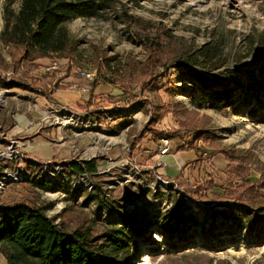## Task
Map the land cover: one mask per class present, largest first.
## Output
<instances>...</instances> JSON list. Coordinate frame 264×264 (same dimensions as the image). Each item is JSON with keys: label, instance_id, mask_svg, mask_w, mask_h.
I'll list each match as a JSON object with an SVG mask.
<instances>
[{"label": "rangeland", "instance_id": "374dc122", "mask_svg": "<svg viewBox=\"0 0 264 264\" xmlns=\"http://www.w3.org/2000/svg\"><path fill=\"white\" fill-rule=\"evenodd\" d=\"M110 2L96 16L63 24L67 50L29 60L2 36L5 6L17 12L21 0H0V220L33 198L70 232L99 235L132 218L128 235L136 248L126 264H264V211L245 221L256 208L223 195L251 182L264 210V67L242 72L264 60V0ZM206 48L215 49L214 58L197 55ZM51 60L59 68L46 71ZM191 68L226 78L230 105L215 110L208 97L201 99V88L184 79ZM82 70L95 71L94 80L82 78ZM67 76L77 79L73 87H88L82 103L53 99L73 85L62 81ZM250 84L260 87L256 95ZM45 99L53 103L48 108ZM35 105L45 109L40 121L32 118ZM187 121L197 129L174 136ZM15 126L26 130L13 135ZM204 133L213 139L209 147ZM162 139L169 142L164 154ZM191 144L200 153L188 150ZM214 145L237 159L240 170L229 181L222 154L209 155ZM93 158L95 172L70 169ZM42 176L54 188L32 185ZM209 178L215 186L199 190ZM97 198L123 208L99 207ZM184 201L201 224L172 217L165 224L172 206ZM216 205L234 210L239 223L212 225L209 210Z\"/></svg>", "mask_w": 264, "mask_h": 264}, {"label": "trees", "instance_id": "16d2710c", "mask_svg": "<svg viewBox=\"0 0 264 264\" xmlns=\"http://www.w3.org/2000/svg\"><path fill=\"white\" fill-rule=\"evenodd\" d=\"M110 5V0H21V6L17 12L5 6L2 36L10 45L19 48L23 57L29 60L47 57L50 53L63 52L71 46L68 34L63 27L65 22L74 17L96 16ZM197 55L208 60L214 58L216 53L214 48H206L197 52ZM197 55L190 57L194 65L197 63L195 62ZM258 62L262 65L258 66ZM244 67L242 72L248 75L252 74L256 67L258 72H262L264 60L257 59L252 66L245 64ZM183 75L185 80L193 81L201 88L202 95L199 96L201 99L208 97L213 109L220 110L230 105V88L226 78L212 76L193 68ZM250 86L249 91L256 95L260 87L255 84H250ZM194 129L197 128L192 125L191 121L180 123L178 129L174 131V136L180 133L179 130ZM210 141H213L212 137L204 133L203 145L209 147ZM188 147V150L194 149L195 152L200 153L197 144H191ZM214 147L215 152L209 155L222 154L226 161L225 181H229L228 177L240 170L234 164L237 159L225 150L218 149L215 145ZM70 169L76 173L95 172L97 170L96 160L93 158L86 162H74ZM205 183L206 186L198 185L197 188L200 190L202 187L208 190L215 186L212 178ZM32 185L42 190L54 188L52 181L45 176L32 182ZM193 193L195 194L194 191ZM223 195L237 203L238 206L256 208L255 213L251 211L246 213L245 221L256 219L263 214L264 210L258 206L260 201L258 193L251 182L234 189L227 188ZM96 203L99 207L104 206L107 209L115 207L120 210L123 208L119 201H115L111 206H105L102 199L97 198ZM19 206L20 204L11 206L12 208L6 212V218L0 220V255L4 257L6 264H126L136 248V242L128 235L131 225L129 221L132 218L124 217L119 226L110 227L99 235H93L86 234L81 229L71 232L65 230L45 214L43 207H37L33 198L27 204H22L23 208ZM209 216L212 225L215 220L220 223L226 220L231 224L240 221L239 215L234 210L226 208L225 205L212 207L209 210ZM171 217L177 224L190 223L196 226L201 224L195 210L186 201L172 206L170 213L164 219L165 224ZM164 229L170 232L173 226L169 224L164 226Z\"/></svg>", "mask_w": 264, "mask_h": 264}, {"label": "crops", "instance_id": "0c3cea01", "mask_svg": "<svg viewBox=\"0 0 264 264\" xmlns=\"http://www.w3.org/2000/svg\"><path fill=\"white\" fill-rule=\"evenodd\" d=\"M78 80H82V79L81 78H78ZM62 81L63 82L69 81L67 83H71L73 85L72 86H69L68 89L67 88H64L60 92L58 91L59 94H55V96H54L53 99L56 101V104L58 103L60 105L67 106V105H70V103H73L75 105V103H82V101H85V98L88 97V96L85 95V93L84 94L77 93L73 89V88L78 87V86L73 87L75 81H77V79L75 80L74 77L67 76ZM42 98L44 99L43 96H42ZM43 103H44L43 106L46 105L45 108H48L51 104H53V103H49L46 99L44 100ZM32 115H33L32 116L33 121H38L43 115H45V109L44 108H41L38 105H35L34 113L32 112ZM25 130H26V126H15L14 129H12V133H13V135H17V134H20V133L25 132ZM159 169L161 170L160 172L163 173V171H164L163 168L160 167Z\"/></svg>", "mask_w": 264, "mask_h": 264}, {"label": "built area", "instance_id": "2783aa9c", "mask_svg": "<svg viewBox=\"0 0 264 264\" xmlns=\"http://www.w3.org/2000/svg\"><path fill=\"white\" fill-rule=\"evenodd\" d=\"M59 68V64L56 60H51L49 62V64L45 67V70L46 71H53V70H57ZM80 76L86 80H90V81H93L94 80V77H95V71H87V70H82L79 72ZM77 93H80V92H87L88 91V87L87 86H79V87H76V88H73ZM73 113V112H72ZM162 145H163V148L161 149V152L162 154L166 153L167 150H168V146H169V142L167 139H162Z\"/></svg>", "mask_w": 264, "mask_h": 264}, {"label": "clouds", "instance_id": "9594fccd", "mask_svg": "<svg viewBox=\"0 0 264 264\" xmlns=\"http://www.w3.org/2000/svg\"><path fill=\"white\" fill-rule=\"evenodd\" d=\"M2 26H3V21L0 20V28H2Z\"/></svg>", "mask_w": 264, "mask_h": 264}]
</instances>
